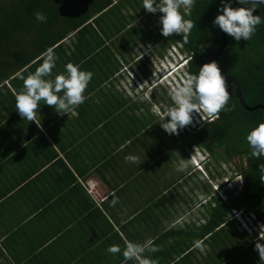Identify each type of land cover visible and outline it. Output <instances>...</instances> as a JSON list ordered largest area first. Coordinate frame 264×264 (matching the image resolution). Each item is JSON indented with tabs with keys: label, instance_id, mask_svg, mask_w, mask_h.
Returning <instances> with one entry per match:
<instances>
[{
	"label": "crops",
	"instance_id": "1",
	"mask_svg": "<svg viewBox=\"0 0 264 264\" xmlns=\"http://www.w3.org/2000/svg\"><path fill=\"white\" fill-rule=\"evenodd\" d=\"M122 1L113 0L109 8L92 15L77 29L86 27L84 32L72 31L63 40L66 48L55 50L53 75L62 72L67 62L93 73L86 100L75 115L58 116L42 104L36 117L40 128L22 120L15 109L23 84L20 76L34 71L46 51L14 65L17 69L11 61H2L0 264H138L125 262L122 254H110L107 248L149 239L160 248L150 257L155 264H219L228 258L217 259L216 254L227 253L224 243L236 233L232 223L229 232L223 231L229 219L208 228L218 199L213 184L203 186L202 173L192 172L194 163L186 172L171 174L176 161L171 154H184L189 147L182 148L180 139L171 141L150 106L141 110L140 102L130 100V104L117 90L118 69L104 73L106 58L112 64L115 61L109 57L117 60V56L111 54L114 48L98 47L117 41L115 27L133 26L140 32L149 28L134 24L144 17L130 13L137 2L129 6L126 1L125 9H119ZM112 9L115 12L110 13ZM71 38L74 46L68 44ZM198 147L191 149L195 155ZM129 154L141 162H126ZM87 181L96 183L102 195L114 193L117 205L109 207V201L93 199ZM197 240L203 242V252L194 248Z\"/></svg>",
	"mask_w": 264,
	"mask_h": 264
},
{
	"label": "trees",
	"instance_id": "2",
	"mask_svg": "<svg viewBox=\"0 0 264 264\" xmlns=\"http://www.w3.org/2000/svg\"><path fill=\"white\" fill-rule=\"evenodd\" d=\"M112 2L113 0H0V72L3 60L11 61V67L14 68V65L24 63V59L30 61V57L36 53L40 56L48 48H66L63 40L67 35L77 30L92 15L109 8ZM218 4L219 0H195L189 16L194 27L187 44L183 43V34H173L169 37L170 40L162 41L166 45L179 42L192 55L188 66L189 74H195L203 63L212 60L221 45L220 29L212 24L217 15ZM232 6L239 5L233 2ZM257 10L262 22L256 26L251 39L237 42L225 34L226 46L216 60L222 75L232 76L237 81L248 106H264V7ZM36 11L47 16L45 23L35 20L33 13ZM86 29H79L77 33ZM161 40L163 39L159 41ZM98 48L109 46L99 44ZM218 115L214 122L205 123L199 131L191 129L181 133V137L171 138V141L180 139L182 148L197 145L212 156L224 160L235 157L244 159L245 165L238 167L244 178L242 190L233 197L232 202V199L229 202L219 198L216 200L208 223L210 227L207 226L212 229L215 225L224 224L231 219L227 215L232 209L251 211L258 219L264 220V172L260 170V166L264 165V157H252L245 139L252 127L264 121V110L258 108L249 111L243 108L235 96V86L232 84L228 104ZM243 233L246 236L239 235L243 242L237 243L235 254L225 256L228 257L226 263H231L229 260L234 257L232 261L237 264H264L252 236L247 232Z\"/></svg>",
	"mask_w": 264,
	"mask_h": 264
},
{
	"label": "clouds",
	"instance_id": "3",
	"mask_svg": "<svg viewBox=\"0 0 264 264\" xmlns=\"http://www.w3.org/2000/svg\"><path fill=\"white\" fill-rule=\"evenodd\" d=\"M194 2L195 0H142V7L149 13H161L159 20L162 36L170 37L173 34H183V43L187 44L194 24L191 19L186 17ZM235 2L239 5L238 7L232 6L233 0H219L217 15H215L212 24L218 26L223 33L237 42L241 39L248 41L255 33L256 26L262 22L261 17L253 13L264 7V0H235ZM33 16L36 21L41 23L47 21V16L41 11L34 12ZM148 47V52H151L153 48H150V45ZM168 52L172 58L164 77L174 73L171 80L174 84L176 82L179 84L168 92L173 106L165 110L159 122L160 127L166 134L178 135L180 130L193 123L194 117L203 118L202 126L205 123L214 122L219 116L218 113L225 108L229 101L226 77L222 75L217 62L210 60L203 63L195 74H189L188 66L192 55L183 48L181 43L179 45L171 44ZM57 60L58 56L55 50L48 48L41 58L39 66L26 76H20L23 84L15 97V109L22 120L35 122L38 128L41 127V124L40 119L38 121L36 119L37 110L42 104L51 106L58 116L75 115V109L86 100L84 93L93 76L91 71L82 69L78 63L73 62H67L64 64L62 72L53 75ZM180 67H184V69L179 70ZM201 109L202 111L199 112ZM165 117H167L166 120ZM191 129L199 131L201 126L196 125ZM245 139L252 157H264V121L258 122L252 127L247 132ZM198 148L196 155L201 158L199 164L202 162L206 166L211 163L212 158L209 152L205 151L203 147ZM196 155L193 153L192 161L194 162ZM124 159L135 165L141 162L139 157L134 154L126 155ZM187 168L188 164L181 162L175 170L184 172ZM260 170L264 172V165L260 166ZM199 172L203 173L201 170ZM240 176L241 173L237 171L231 178L223 181L220 186L225 187L226 185L228 186L227 190H232L228 183L234 182L239 186L240 183L234 180ZM241 184L243 187V177ZM214 190L219 191L218 186ZM103 198L105 201H109V207H115L119 202L114 193H104ZM242 210L245 211V209ZM242 220L237 218L238 225L244 227L243 232L262 233L264 220L258 219L253 212L245 211ZM244 223L245 225H243ZM255 247L261 261H264V244L257 243ZM194 248L201 252L205 250L203 242L200 240L194 242ZM158 251L160 248L151 239L144 242L128 241L123 248L115 244L107 248V252L110 254H122L125 262L135 260L138 261V264H155V261L150 257L152 253Z\"/></svg>",
	"mask_w": 264,
	"mask_h": 264
},
{
	"label": "rangeland",
	"instance_id": "4",
	"mask_svg": "<svg viewBox=\"0 0 264 264\" xmlns=\"http://www.w3.org/2000/svg\"><path fill=\"white\" fill-rule=\"evenodd\" d=\"M126 1L128 2V5L131 6L132 3H136L137 2V5L136 6H132V11H130L131 14H140L141 16H144L143 18H141L139 20L138 23H134L136 26H140V25H146L148 28V30H142L140 31H137L136 29H133L134 27L131 26L130 30H128V28H120V27H115V30L118 31L119 33V36L117 35V41H112L111 45L109 48H114L115 49V52L113 51L111 54H116L117 56V60L112 56V57H109V59L111 61H115L113 62L112 64H110L109 60H105L108 64V68H104V73L105 74H108V72H110L111 74L114 72V70H117L118 69V60H122V61H127L130 60L131 58V51L133 50V48H149L148 46L151 45L150 48H153L154 44L157 45L156 47H159V46H164L165 45L163 44L162 41H167V40H170L169 37H164L161 35L160 33V20H159V17L161 15V13L157 12V13H146V14H141L142 12H147L143 7H142V0H123L120 4H118L119 9H125V4H126ZM191 10V9H190ZM113 13L115 12V9H112L110 11V13ZM126 15V14H125ZM127 18L129 19H132V17L129 15H126ZM190 13L189 15L186 17L188 19H190ZM104 18H109L108 15L104 16ZM102 20V17L100 18V21ZM144 36L146 38V41L144 39ZM118 37L119 39L121 38V40H118ZM151 38H154V39H151ZM144 39V41H143ZM160 39H163L161 41H159ZM152 42H155V43H152ZM68 44L69 45H72L74 46V38H71L69 41H68ZM177 45H179L180 43L177 42L176 43ZM163 47V48H164ZM86 48V47H84ZM155 51L157 50V48H154ZM159 50V48H158ZM130 53V54H129ZM146 54L150 55V61H151V65H152V70H153V79H151V81L154 83V86H158V85H161L162 87H158L156 89V97L158 99H161L162 97L165 98L167 100L166 102V107H172L173 106V103H169L168 101V98L170 99L168 92L169 90L176 86L177 84H179L178 82H176L175 84L173 83V81L171 80V77L174 75V73H172V75L170 76H167L166 78L165 77H162L163 74H165V72L168 70V67H169V63L171 61V55L169 54L168 52V49L166 51V54H165V57L163 58L162 61H158V58H153V49H151V52H146ZM13 55H11V58H12ZM145 60H147V58L145 57L144 58ZM178 61V60H177ZM184 69V67H180L179 70H182ZM178 70V71H179ZM135 74V73H134ZM133 76V73H128V76L126 78V81L128 80V83H120L119 81H116V88L117 90H119L121 92L122 95H124V97L126 99L129 100V103L132 104V102L130 100H133L134 102H143L144 103V106L140 107L141 110H144L145 111V108L148 109L147 105L149 106V104H147V100H145L146 98H143V96H140L138 94V92L140 93V90L138 88H140L142 86V84L146 85L148 84L150 81H147V82H144V83H140V84H136L131 78ZM118 77V76H116ZM161 78L160 80H158V78ZM130 81H132L133 83H131ZM158 84V85H157ZM169 89H168V88ZM147 92V91H146ZM145 92V93H146ZM159 96V97H158ZM165 101V100H164ZM144 107V108H143ZM159 107L156 108V111H159L158 110ZM202 109L199 111L201 112ZM153 112V110H152ZM154 113V112H153ZM156 116H158L159 118L162 117L164 115V113H159V112H156L154 113ZM122 117V120H126L127 117L125 115L121 116ZM165 120L167 119V117L164 118ZM161 120V118H160ZM203 118L200 117V116H197V117H194V120H193V123L186 126L183 130H180L179 133H184L185 131H189L192 127L196 126V125H200L202 126V123H203ZM175 139V138H174ZM193 147H190L187 149V151L184 153V154H180V153H176V154H171V158L173 156H175L173 159L176 161L174 162V164H172V169L170 172L171 174H174L173 172H175V174H179L180 172L177 173V171L175 170V166L178 165L179 163L181 162H185L188 164V166H191L192 164L191 163H194V166L196 167V171H194V169L192 170V172H195V174L199 172V170H201L203 173H202V177H203V186L204 187H211L212 184V189L216 188V186H218V189L219 191H217L216 193H219L218 195V198L219 200L221 201H225V202H229L231 199V202L234 200V196H236L241 190H242V184H241V181H242V175L234 180L235 182H239L240 185L237 186V183H234V182H230V187L232 188V190H227L226 186L225 187H221L220 185L223 183V181L227 180L228 178H231V176L233 175V173H236L238 171V167L239 166H244L245 165V162H244V159H239L237 157L235 158H232L230 160H224L222 158H218L216 156H212V159H211V163H208V165L204 166V164L201 162V164H199V161H200V157H195L194 159L196 160L195 162L192 161V156H193V153H192V149ZM199 149V148H198ZM219 153H221V151L219 150ZM147 156H149V153H147ZM182 157V158H181ZM181 158V159H180ZM180 159V160H179ZM178 161V163H177ZM191 164V165H190ZM200 165V166H199ZM204 167V168H203ZM175 168V169H174ZM160 168H153V172L156 171V172H161L159 171ZM188 169H191L190 167L187 168ZM185 170V172L187 171ZM164 172H166V169H164ZM200 173V172H199ZM193 176V179H194V175ZM199 179V178H198ZM187 180V183L189 185L192 184V179H186ZM196 180V179H195ZM194 180V181H195ZM86 185V183H85ZM237 186V187H236ZM87 190V189H86ZM98 202L100 201V199L97 200ZM230 215H231V219L229 218L228 222L230 223H227V225L224 227L223 231L224 232H229L230 229H229V226H231L230 224L232 223V226L235 230L236 233H233V237H228L227 238V241L224 243V247H227V253H217L216 254V258L219 259L220 256L222 255H233L235 254V248L236 246L238 245L237 243L239 241H242L243 242V238L240 237V236H243L244 233V227H241L238 226V221H237V218L240 219L241 218V221L242 220V217H243V213H245L244 210H231L230 211ZM245 225V223L243 224ZM247 229V228H246ZM240 230V231H239ZM248 230V229H247ZM223 232V233H224ZM240 233V236L239 235H236ZM243 234V235H241ZM248 234V233H247ZM250 236H252V241L257 244V243H261V244H264V225H263V230H262V233L261 234H249ZM220 236V235H219ZM246 236V235H244ZM247 239V238H246ZM248 240V239H247ZM234 251V252H233ZM234 257L230 258L229 264H237V262H234L232 261Z\"/></svg>",
	"mask_w": 264,
	"mask_h": 264
},
{
	"label": "flooded vegetation",
	"instance_id": "5",
	"mask_svg": "<svg viewBox=\"0 0 264 264\" xmlns=\"http://www.w3.org/2000/svg\"><path fill=\"white\" fill-rule=\"evenodd\" d=\"M164 45H165V47L164 46L156 47L157 45H155V44L153 46V56L152 57L158 58V61L163 60V58L165 57L167 49L171 46V44L170 45L164 44ZM154 48H157V50L155 51ZM158 48H159V50H158ZM147 51H148L147 48H136L135 47L130 52L131 58H130V60L127 61V63H126V61L119 60L118 61L119 66H118V71H117L118 77L116 79L120 83H123V82L128 83V80L126 81V78L128 76V73L132 72L133 76L131 79L136 84H140V83L150 81L148 84H146V85L142 84V86L140 88H138L140 90V93L138 92V94L140 96H143V98H146L145 100L148 101L147 104H149L150 109H152L154 113H156V112L165 113V110L167 108H169V107H166L167 106L166 105L167 100L163 97L161 99H158L156 97V92H155L156 89L158 87L161 88L162 86L161 85L154 86V83L151 81V79H153V70L151 68L152 67L151 61H150L151 57L148 54H146ZM145 57L147 58V60L144 59ZM160 79L161 78L159 77L158 80H160ZM130 82L133 83L132 81H130ZM168 101H169V103H171L172 102L171 98L170 99L168 98ZM141 103H143V102H141ZM139 106H143V105H140V103H139ZM149 106L147 105V107H149ZM157 107H159L158 108L159 111H156ZM180 135H181V133H179L178 135H170V136H171V138H177V137H181ZM210 156L212 158L211 154H210Z\"/></svg>",
	"mask_w": 264,
	"mask_h": 264
},
{
	"label": "water",
	"instance_id": "6",
	"mask_svg": "<svg viewBox=\"0 0 264 264\" xmlns=\"http://www.w3.org/2000/svg\"><path fill=\"white\" fill-rule=\"evenodd\" d=\"M233 2L236 4L235 0H233ZM253 14L254 15H258V10H256ZM220 34H221V45L219 46V48L217 49V51L215 52V54H214V56L212 58V60H215V61L217 60L219 54L222 52V50L226 46V35L221 30H220ZM226 84L228 85L229 97L232 94V84H234V86H235V96L238 98V100L240 102V105L243 108H245L246 110H249V111H253V110H256L258 108H261V109L264 110V106H262L260 104L255 105V106L246 105V103H245V101L243 99V96H242V92L240 91L239 85H238L237 81L232 76H226Z\"/></svg>",
	"mask_w": 264,
	"mask_h": 264
},
{
	"label": "built area",
	"instance_id": "7",
	"mask_svg": "<svg viewBox=\"0 0 264 264\" xmlns=\"http://www.w3.org/2000/svg\"><path fill=\"white\" fill-rule=\"evenodd\" d=\"M228 185L230 186L231 184L228 183ZM86 188H87V191L88 193L92 196L93 199H95L96 201L98 199L103 200V195L102 193L98 190L97 188V184L92 182V181H87L86 182Z\"/></svg>",
	"mask_w": 264,
	"mask_h": 264
},
{
	"label": "bare ground",
	"instance_id": "8",
	"mask_svg": "<svg viewBox=\"0 0 264 264\" xmlns=\"http://www.w3.org/2000/svg\"><path fill=\"white\" fill-rule=\"evenodd\" d=\"M177 69V68H176ZM164 77V74L162 75ZM166 78V77H165ZM158 85V84H157Z\"/></svg>",
	"mask_w": 264,
	"mask_h": 264
}]
</instances>
